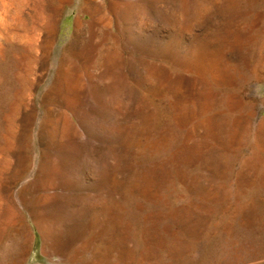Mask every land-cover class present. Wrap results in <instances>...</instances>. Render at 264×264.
Returning <instances> with one entry per match:
<instances>
[{
	"label": "rangeland",
	"instance_id": "obj_1",
	"mask_svg": "<svg viewBox=\"0 0 264 264\" xmlns=\"http://www.w3.org/2000/svg\"><path fill=\"white\" fill-rule=\"evenodd\" d=\"M0 264H264V0H0Z\"/></svg>",
	"mask_w": 264,
	"mask_h": 264
},
{
	"label": "bare ground",
	"instance_id": "obj_2",
	"mask_svg": "<svg viewBox=\"0 0 264 264\" xmlns=\"http://www.w3.org/2000/svg\"><path fill=\"white\" fill-rule=\"evenodd\" d=\"M25 4L26 3H24V2H22V4H21V6H20V10H19V16L21 15V13H22V10L24 9V7H25ZM29 4V3H28ZM39 9H41L40 8V6L38 5V8H37V6L35 5V9H34V12L35 13H32L31 15H29V17H30V20H31V22H35V19L39 16L38 15V10ZM32 10V9H31ZM42 10V9H41ZM54 12H55V9H54ZM48 15V14H47ZM21 17H22V15H21ZM25 17V16H24ZM41 17V16H40ZM44 17V16H43ZM42 17V18H43ZM48 18H49V16H48ZM23 22V21H22ZM24 22H26V21H24ZM26 24V23H25ZM29 24V23H28ZM30 25H31V23H30ZM24 28H25V30H27V29H30V28H27V27H25L24 26ZM263 63V62H262Z\"/></svg>",
	"mask_w": 264,
	"mask_h": 264
}]
</instances>
